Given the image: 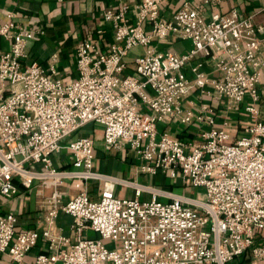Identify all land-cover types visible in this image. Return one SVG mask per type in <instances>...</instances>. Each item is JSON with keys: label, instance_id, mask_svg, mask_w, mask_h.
Listing matches in <instances>:
<instances>
[{"label": "built area", "instance_id": "obj_1", "mask_svg": "<svg viewBox=\"0 0 264 264\" xmlns=\"http://www.w3.org/2000/svg\"><path fill=\"white\" fill-rule=\"evenodd\" d=\"M113 1L104 20L114 43L101 49L103 29L80 40L71 81L57 75L56 57L48 69L27 62L41 29L17 23L14 11L0 27L10 43L0 51V197L16 198L39 182L44 213L40 230L20 232L15 213L1 215L0 253L14 264L38 248L32 264H264V25L236 10L206 19L191 0L169 19L164 0ZM172 36L191 49L151 48ZM135 49L144 52L131 66ZM209 62L219 79L207 73ZM207 100L244 115V134L231 142L229 123L216 126ZM171 123L203 129L196 139L177 138L160 129ZM89 126L102 131L107 152L134 154L140 173L202 188L203 198L94 170L95 139L79 134ZM63 154L66 164L55 167ZM117 187L134 197L119 196ZM61 214L71 218L67 232L58 227Z\"/></svg>", "mask_w": 264, "mask_h": 264}, {"label": "crops", "instance_id": "obj_2", "mask_svg": "<svg viewBox=\"0 0 264 264\" xmlns=\"http://www.w3.org/2000/svg\"><path fill=\"white\" fill-rule=\"evenodd\" d=\"M130 3H137L138 0H128ZM193 6L200 7L201 13L206 19H210L212 13H229L232 10L238 12L239 17L244 18L251 14L256 15V22L264 25V0H221L217 6L204 4L202 0H191ZM183 3V0H164L162 15L165 18H172L174 13ZM114 4L113 0H0V27L7 21V13L14 11L17 13V23L33 31L42 30L43 33H36L35 39L30 42L28 63L37 62L48 69L54 57H56L57 75L71 81L78 77L76 69L75 50L78 42L84 38L94 39L99 29L104 30V37L99 42L103 51L114 43V28L104 20V13ZM263 46L261 55L264 59V35L262 36ZM163 47L160 51H170L173 53H185L191 49L189 41H181L175 37H170L165 43L155 42L151 46ZM10 43L0 37V51H8ZM155 49V48H154ZM144 49L131 51L127 62L132 63L137 55L143 53ZM206 66L207 73L214 79H219L221 75L215 71L214 64L209 62ZM260 103L259 110L264 120V79L259 85ZM205 103L211 105L218 115L216 126H222L225 120L229 123L228 132L233 142L244 134L243 126L247 118L235 112H228L223 108V104L210 100ZM199 112L198 110H196ZM160 129L166 130L172 136L191 137L196 139L203 129L199 123H194L190 128L179 123L160 125ZM84 134L94 137L96 142L94 170L115 175L127 180H137L148 183L155 187L174 192L177 195L191 196L192 188H183L179 185L173 186L169 178L165 175L151 176L140 173L142 163L132 153L107 152L104 147L103 133L100 129L89 126L84 129ZM68 156L65 154L53 158L54 166L65 165ZM39 182L31 189H22V194L16 198L7 199L0 197V216L7 213H15L18 216V231L40 230L43 226L44 213L40 211ZM97 191L96 184L91 186ZM93 192L92 196L97 197ZM50 191H47L49 194ZM116 193L121 197L133 198L135 192L131 188L117 187ZM146 198L148 196H145ZM71 218L66 214H61L58 219V227L67 232V227ZM39 248L31 253V258L27 257L25 264H32ZM0 264H14L7 254L0 253Z\"/></svg>", "mask_w": 264, "mask_h": 264}, {"label": "rangeland", "instance_id": "obj_3", "mask_svg": "<svg viewBox=\"0 0 264 264\" xmlns=\"http://www.w3.org/2000/svg\"><path fill=\"white\" fill-rule=\"evenodd\" d=\"M151 48H155V49H157V50H162L163 49V47H159V46H157V45H153V46H151ZM80 135L81 134H83V135H85L84 134V132L82 131L81 133H79ZM204 193H205V190L204 189H193V193L191 194V196L192 197H199V198H203V195H204ZM107 246H108V248H113V247H115V246H118V244H112V243H108L107 244ZM35 251H37V249H34L31 253H34ZM31 253L27 256V257H30L31 258ZM36 256V255H35ZM35 258V257H34Z\"/></svg>", "mask_w": 264, "mask_h": 264}]
</instances>
